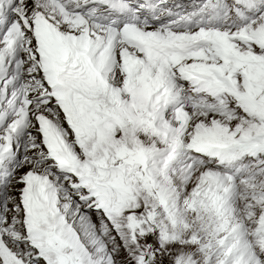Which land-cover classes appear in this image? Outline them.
I'll use <instances>...</instances> for the list:
<instances>
[{
  "label": "snow or ice",
  "instance_id": "6c2138e0",
  "mask_svg": "<svg viewBox=\"0 0 264 264\" xmlns=\"http://www.w3.org/2000/svg\"><path fill=\"white\" fill-rule=\"evenodd\" d=\"M0 264H264V0H0Z\"/></svg>",
  "mask_w": 264,
  "mask_h": 264
},
{
  "label": "rangeland",
  "instance_id": "374dc122",
  "mask_svg": "<svg viewBox=\"0 0 264 264\" xmlns=\"http://www.w3.org/2000/svg\"><path fill=\"white\" fill-rule=\"evenodd\" d=\"M92 215H93V217H94L93 220H95V214H92Z\"/></svg>",
  "mask_w": 264,
  "mask_h": 264
},
{
  "label": "bare ground",
  "instance_id": "6f19581e",
  "mask_svg": "<svg viewBox=\"0 0 264 264\" xmlns=\"http://www.w3.org/2000/svg\"><path fill=\"white\" fill-rule=\"evenodd\" d=\"M94 218V217H93Z\"/></svg>",
  "mask_w": 264,
  "mask_h": 264
}]
</instances>
